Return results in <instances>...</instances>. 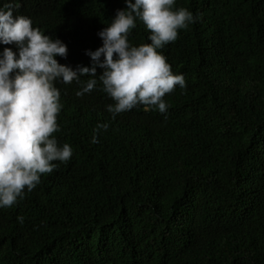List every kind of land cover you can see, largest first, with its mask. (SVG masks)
<instances>
[{"label":"trees","instance_id":"1","mask_svg":"<svg viewBox=\"0 0 264 264\" xmlns=\"http://www.w3.org/2000/svg\"><path fill=\"white\" fill-rule=\"evenodd\" d=\"M19 4L16 15L67 45V58H56L73 68L91 66L86 50L102 46L97 32L126 7ZM174 7L199 19L160 50L186 82L164 97L166 114L139 105L113 118L99 84L77 97L75 81L56 82L53 135L73 154L0 208V264H264V0ZM136 24L129 42L150 43V30ZM98 123L109 127L93 143Z\"/></svg>","mask_w":264,"mask_h":264},{"label":"clouds","instance_id":"2","mask_svg":"<svg viewBox=\"0 0 264 264\" xmlns=\"http://www.w3.org/2000/svg\"><path fill=\"white\" fill-rule=\"evenodd\" d=\"M111 23L97 32L102 46L86 50L91 66L75 68L61 64L67 45L33 27L30 17L16 15L19 0H6L0 7V44L13 45L0 51V208H10L31 192L41 176L53 172L56 162L66 163L72 147L58 143L57 117L62 109L56 82L80 85L77 97L101 91L114 101L106 110L116 115L143 105L166 114L164 97L177 86L186 88L182 74H174L160 51L177 40L199 17L186 8H175L176 0H125ZM150 30V43L133 46L128 36L136 21ZM102 71L98 74L97 69ZM82 76H89L82 81ZM107 123H98L92 142L97 143ZM22 224L24 218L18 217Z\"/></svg>","mask_w":264,"mask_h":264}]
</instances>
